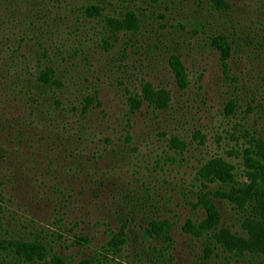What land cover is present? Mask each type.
Returning a JSON list of instances; mask_svg holds the SVG:
<instances>
[{
  "label": "rangeland",
  "instance_id": "rangeland-1",
  "mask_svg": "<svg viewBox=\"0 0 264 264\" xmlns=\"http://www.w3.org/2000/svg\"><path fill=\"white\" fill-rule=\"evenodd\" d=\"M228 1L0 0V264H264L226 196L264 188V0Z\"/></svg>",
  "mask_w": 264,
  "mask_h": 264
},
{
  "label": "trees",
  "instance_id": "trees-1",
  "mask_svg": "<svg viewBox=\"0 0 264 264\" xmlns=\"http://www.w3.org/2000/svg\"><path fill=\"white\" fill-rule=\"evenodd\" d=\"M214 3H220L218 7H222L227 5L230 7V2L228 0H212ZM93 9L97 12L98 15H101V11H99L98 6L90 5L87 7V12ZM137 14L133 11H128L124 18L120 19L118 17H106V21L110 24L115 30L125 29V30H136L139 26V21L137 19ZM217 37H227L224 34H221ZM177 57V65L179 66L178 74H180V69L184 67V64L180 60V57L177 55L174 57V60L171 61L173 68L175 69V60ZM53 71L40 73L38 76V80H40L43 84L44 83H52L55 82L56 79L54 78ZM184 78L185 75H182ZM52 79L49 81V79ZM150 87V83L148 84ZM157 93L155 92V95ZM145 99V98H144ZM146 99L152 101L149 96H146ZM138 107V106H137ZM248 154L246 155V164L250 167H253L255 170L260 171V175L264 177V139H258L257 142L254 144L253 149H249ZM216 176H222V174L216 173ZM226 180V179H225ZM257 178L254 177L249 183L243 182H233L232 192L226 194V196L230 197L233 201L238 203L247 202L252 206L254 205V209L260 214L263 213L264 215V188L258 187L260 184L256 181ZM245 204V203H244ZM210 214V223L217 221V214L213 208H209ZM262 221H255L254 225L257 230L256 235L252 236L251 239H244V238H234L231 237L229 239L230 242L234 243V245L242 246L246 245H259L260 248H264V219ZM38 245V244H37ZM36 244L34 245H27L21 247L20 245L16 249V252L25 251L26 256L23 260H28V264H69L65 262L61 257L54 254L51 258L46 259L43 257V253L39 250V247Z\"/></svg>",
  "mask_w": 264,
  "mask_h": 264
}]
</instances>
